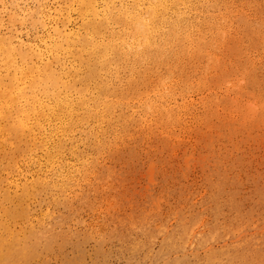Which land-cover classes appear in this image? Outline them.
<instances>
[{"label":"rangeland","instance_id":"374dc122","mask_svg":"<svg viewBox=\"0 0 264 264\" xmlns=\"http://www.w3.org/2000/svg\"><path fill=\"white\" fill-rule=\"evenodd\" d=\"M234 2L223 46L143 68L141 92L172 70L193 83L179 120L130 121L79 161L66 153L64 190L23 202L2 188L13 152L0 149V264H264V0Z\"/></svg>","mask_w":264,"mask_h":264},{"label":"bare ground","instance_id":"6f19581e","mask_svg":"<svg viewBox=\"0 0 264 264\" xmlns=\"http://www.w3.org/2000/svg\"><path fill=\"white\" fill-rule=\"evenodd\" d=\"M239 13L234 0H0V149L13 152L2 186L8 197L23 202L36 185L64 190L74 172L65 154L79 161L80 147L103 148L130 121L179 120L178 101L193 83L175 80L172 70L141 92L138 79L153 76L143 68L178 62L181 47L216 51L239 34Z\"/></svg>","mask_w":264,"mask_h":264}]
</instances>
